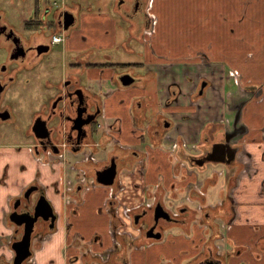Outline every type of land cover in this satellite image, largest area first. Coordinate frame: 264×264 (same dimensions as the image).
Here are the masks:
<instances>
[{
  "label": "crops",
  "instance_id": "crops-1",
  "mask_svg": "<svg viewBox=\"0 0 264 264\" xmlns=\"http://www.w3.org/2000/svg\"><path fill=\"white\" fill-rule=\"evenodd\" d=\"M107 1L111 17L94 15L86 28L80 20L65 32L62 50L72 63L83 52V63L103 64L86 69L88 87L99 96L101 108L92 149L96 160L112 153L119 158L115 183H96L91 164L75 167L83 158L80 153H39L35 176L30 168L13 180L8 169L0 178V264L11 263L13 257L11 200L33 182L45 193L57 220L52 231L42 229L33 240L31 264H197L214 255L224 256L223 264H264V99L248 98L252 87L242 89L228 74L237 69L248 78L254 76V85L264 91V69L255 57L245 61L248 51L236 45L248 46L254 38L234 37V29L219 23L207 4L188 8L192 18L173 13L194 0H152V13L145 12L156 18L150 31L144 17L132 11L133 0ZM117 2L123 6L119 14L114 13ZM242 17L234 22L240 27ZM160 20L182 38H168L164 32L161 40L154 38ZM218 29L223 36L211 38ZM122 52L135 54L139 61L131 64H143L137 67L154 75L139 77L138 94L132 85L118 86L114 67L107 66L125 64L119 60ZM201 78L208 84L198 95ZM148 80L155 83L164 110L157 120L166 121L163 130L143 123V87ZM171 84L180 91L167 104ZM226 134L237 136L230 144L236 150L230 165L184 161L175 168L178 176L171 150L157 146L163 139L168 144L177 141L183 154L197 158L200 151L212 152L213 145L225 142ZM174 154L177 158V151ZM192 193L196 197L190 202ZM158 197L169 210L187 204L196 212L195 221L166 226L158 240L145 237L128 212L152 205ZM205 208L217 209L212 219L203 216Z\"/></svg>",
  "mask_w": 264,
  "mask_h": 264
},
{
  "label": "flooded vegetation",
  "instance_id": "flooded-vegetation-1",
  "mask_svg": "<svg viewBox=\"0 0 264 264\" xmlns=\"http://www.w3.org/2000/svg\"><path fill=\"white\" fill-rule=\"evenodd\" d=\"M122 1L123 0H119L120 4H122ZM145 2L146 0H133L132 11L139 14L140 16H143L144 19L146 20V15H145L146 10L145 7L143 8ZM51 9L52 8L48 6L45 9V11L41 13L40 19H32V20H37L41 23L38 29L47 30V31L52 30L47 25H54L57 28H61L60 21H61L62 13L66 11L74 16L75 20L73 26L75 25L77 20V10L73 8L69 9L66 6H62L58 8L55 11L54 18L52 20L53 24L52 23L48 24L45 19ZM35 31L36 30H33L32 36H25L22 34L20 35L18 32L15 31L13 26L4 18L3 12L0 11V52H4L5 55L4 61L0 63V84L3 86V89L0 92V113L8 112L10 114V118L12 116L10 107L1 105V100L4 93L6 92L8 87L13 82L16 81L18 74H20L23 71H27V70L29 71L40 67L41 64H43V60H42L43 56L52 51L53 45L59 44V43H52L53 35H49L48 38L43 35H39L38 37L37 36L38 33H35ZM11 32L13 34H11ZM65 41L66 38H63V41L60 43H62L63 45ZM45 47H48V50L44 51L43 49ZM63 53L64 51L61 48L60 54H58L59 56L57 55L55 59L53 57L49 62L46 63L45 66L46 76L43 77V79H45L44 81L45 85L42 94L43 101H41L39 105V110L32 123L33 125L34 122L37 120L46 122V127L49 133L48 137L51 143L47 144L46 140H43L46 144H41V140L35 137L31 129V134L33 136L34 142L30 146L29 151L33 154L34 158H39L38 156L39 153H42L43 151L44 153L55 154V155H62L65 152H70L72 154L80 153V155H82L83 158L78 160L74 166L80 167L86 164H91V166L93 167V171L91 170L90 173L94 177V181H95L96 171L102 170L105 167L111 165L112 163L116 165V169H117V165L119 163L118 161H120L119 158L113 153L109 154L107 158L103 161L96 160L93 156L94 153L92 149L93 146L92 140L95 138V134L98 131L96 121L100 116L101 108L99 104L100 102L99 96H97L92 91V89L88 87L86 69H88V67L91 66L101 67L103 66V64H95V63L88 64L86 62L83 63L82 61H80L81 57L84 54L83 52H80L77 55H75L74 57L77 62L72 63L70 58L65 59L63 57L64 55ZM67 69H70V71H67ZM57 71H59V73H57ZM53 73H55L54 75L58 76V81L56 84H53L51 81V77H52L51 75ZM123 74H130L134 78V81L131 85L135 83H139L140 78L145 79L148 77V75H152V77H154L152 73L150 74L145 73L143 76L141 75L139 76V74L135 73L134 68H128L127 71L121 74H115L114 76V81L120 87H125L122 86L119 81V78ZM204 82L206 83V85L208 84V82L204 78H201L199 80L197 87V94L200 90L201 84ZM171 85L177 86L178 90L180 91L178 85L176 84H171ZM169 86H168V92L170 97L172 94L175 93V89L172 91V93H170ZM179 91L175 95L174 99L178 96ZM90 118H93V120L89 124H86L85 122L88 121ZM9 119L4 121H8ZM53 121L55 124L53 123L54 125L50 126L49 125L50 122ZM165 124L166 121L161 120L160 122L157 123L156 127L158 128V130H163L164 128H166ZM163 141L164 139L157 145L162 150L166 151V149L171 150V148H174V151L175 152L177 151V154L181 153L182 154L181 156L185 155L183 154L184 149L182 150L181 147L182 145L180 146L177 141L173 142L172 144H168L167 142H163ZM202 142L203 141H201V143ZM201 143L199 144L198 148L201 147ZM54 149H56L57 151L54 152ZM186 157L190 161L193 162L195 161L192 160V158L189 156ZM86 174L87 172L84 173V177H86L85 176ZM35 187L37 189L29 193L27 195L28 197H25L27 190L29 188H35ZM41 194L45 195V193L36 183L33 182L29 184L19 193V196H16L11 200L10 209L8 212V220H9V215L14 211H16L17 213H24L27 211L33 213L34 203L38 198V196ZM195 197L196 195L192 193L189 198L190 202ZM16 200H18V203L16 205V208H14V204ZM157 203H161L163 208L170 215V219H171L170 221H166L162 218H158L157 220H155L154 209ZM216 212H217L216 208H209V210L205 208L203 210V216L207 219L208 217L209 219H212L211 215L216 214ZM195 213H196L195 210L190 208L185 203L178 206L174 210H169L162 203L161 198L158 197V199H156V201L152 205L144 206L141 208H137L136 210L129 211L128 215L130 216L133 226L140 227V232L146 237L147 233L151 228L154 229L153 230L154 233L161 232L162 234L166 226L176 225V224L184 225L194 222L196 215ZM56 220H55V224H56ZM9 223L14 226V230L16 234V238L13 239L14 242V240H17L21 237L23 232V226H15L10 221ZM55 224L53 229L55 228ZM48 227H49V222H43L41 220L36 221L32 232V238H33L32 242L35 238L40 236L42 229H44L43 232L53 230V229L50 230ZM223 257L224 256L222 255L221 256L214 255L210 259L218 262L219 264H223L224 263ZM205 261L197 264H204Z\"/></svg>",
  "mask_w": 264,
  "mask_h": 264
},
{
  "label": "rangeland",
  "instance_id": "rangeland-1",
  "mask_svg": "<svg viewBox=\"0 0 264 264\" xmlns=\"http://www.w3.org/2000/svg\"><path fill=\"white\" fill-rule=\"evenodd\" d=\"M107 0H0V11L3 12L6 20L13 26L16 32L20 35L32 36L33 29L29 30L24 27L25 21L30 19H40L41 13L45 11V9L50 6L52 9L46 16V22L48 24L52 23L54 18L55 11L62 7L66 6L67 8H73L77 10V20L75 23L78 25L80 20L83 19L85 22V28L88 26L89 22L92 21L91 18L97 14H104L107 17H111L112 9H107L105 7ZM190 3L184 4L185 10L182 11L180 8L178 11H173L174 14H177L181 17L193 16L191 15L190 9L204 8V5L207 4L208 7L212 6L215 11V16L219 23H226L225 27H229L234 29V34L236 38H241L242 35L249 34L247 38H254L249 42L248 46L242 43H236V45L242 48L244 51H248V55L245 61H250L255 57V62L258 61L260 63V68L264 69V0H194L189 1ZM211 4V5H210ZM200 5V7H199ZM152 0H146L143 8L145 10L149 9V12L152 13ZM195 6V8H193ZM115 14H119L120 11L118 9H122L123 6L116 3ZM196 12V11H195ZM148 13V12H147ZM146 13V31L151 29V21H156V18L152 19L147 16ZM194 13V11H193ZM243 15V17H242ZM118 16V15H117ZM157 18L159 14H156ZM232 16V17H231ZM242 17L241 27L239 23H234L239 17ZM244 17L247 19L243 20ZM192 18V17H191ZM103 20V17L100 18ZM121 21V20H120ZM53 24V23H52ZM52 30H41L36 29L35 34L39 37V35H43L45 37H49V35H55L61 33V28H57L54 25H47ZM46 26V27H47ZM43 27V24H42ZM74 28V26L72 27ZM70 28L68 31L72 30ZM84 28V29H85ZM191 28L188 26L186 31ZM61 30V31H60ZM149 30V31H150ZM175 29L171 26L164 27L162 25V20H160L159 26L157 28V34L154 38L157 40H161L164 38L163 32L168 34V38H182L175 34ZM186 32V36H187ZM220 29H218L217 34L211 35V38L223 36L220 34ZM64 36L66 38V33L64 32ZM152 38V36L150 37ZM192 38V37H188ZM228 38V35L225 36ZM155 39V41H157ZM255 41V42H253ZM93 44L97 45V42H93ZM62 48V43L53 45L52 51L43 56V64L37 69L23 71L18 74L17 79L13 82L6 92L4 93L1 105L10 107L11 110V118L8 121H0V178L3 177L4 173H8V169L13 176V180L16 177L23 175L25 170H30V168L34 169V176L36 173V166L34 164L35 158L33 154L29 151L30 146L33 144L34 139L31 134V126L36 117V114L39 110V105L42 99L43 89H44V81L43 79L45 75V66L46 63L49 62L53 57L54 59L60 54V50ZM96 54H102L100 50H96ZM128 56L127 53H121L119 56V60L125 64H131L138 62L139 59L136 58L135 54H130ZM59 56V55H58ZM4 52H0V63L4 61ZM129 67L115 66L114 72L115 74H121L128 70ZM55 70V68H54ZM70 71V69H67ZM134 71L136 74L143 76L145 73L138 67H134ZM56 73V72H55ZM51 76V81L53 84H56L58 81V76ZM59 73V71H57ZM229 76L233 78L234 83H238L239 87L245 90V88H251L253 92L248 94V98L262 100L264 99V91L263 86L254 85V76H250V78L246 77L242 72L237 69H231L228 72ZM138 84V83H135ZM132 85L136 94L140 93V86ZM144 98H143V110L145 113V117L143 118V123L150 126H156L158 123L159 113H163V109L160 108L159 105V95L155 89V83L153 81H146L144 84ZM251 90V89H249ZM142 95V92H141ZM53 122H50V126L54 125ZM206 133L207 127L203 128ZM204 133V134H205ZM167 150V149H166ZM170 150V149H169ZM174 149L171 148L172 155L170 156L171 160L174 159L173 167H174V175L178 176V169H175L176 166H180L184 161L187 164H190V160H186L187 155H183L178 153L177 158L174 154ZM201 153V151H200ZM200 153L198 155L200 156ZM202 154V153H201ZM82 156V155H81ZM69 159V157H68ZM192 163V162H191ZM184 164V163H183ZM210 163H206L209 166ZM190 166V165H189ZM25 167H27L25 169ZM209 168V167H207ZM33 172V171H32ZM28 172V176L32 173ZM200 172V171H199ZM3 194V193H2ZM0 194V196H2ZM191 195V194H190ZM4 224V223H3ZM4 226V225H3ZM31 264V261H30Z\"/></svg>",
  "mask_w": 264,
  "mask_h": 264
},
{
  "label": "water",
  "instance_id": "water-1",
  "mask_svg": "<svg viewBox=\"0 0 264 264\" xmlns=\"http://www.w3.org/2000/svg\"><path fill=\"white\" fill-rule=\"evenodd\" d=\"M61 16V15H60ZM74 16L69 12L62 13L61 17V29L63 31H67L74 24ZM11 34H13L11 32ZM44 51L48 50V47L43 49ZM119 81L122 86H129L133 83L134 78L130 74H123ZM206 83H202L200 90L198 92L199 95L203 93ZM3 86L0 84V92L2 91ZM10 118V114L8 112L0 113V120L4 121ZM94 118V117H93ZM93 118H90L86 121V124H89ZM32 132L34 133L37 139L41 140V144H50V140L48 137V130L46 127L45 121H35L32 125ZM237 136L232 134H226L225 142L215 144L212 147V152L202 154L197 158H192L195 160L194 162L198 164V166H203L205 163L212 162L211 160H216L217 162H225L227 165H230V162L234 160L236 155V150L232 149L230 144L233 140H235ZM46 140V143L43 141ZM57 150L54 149V152ZM188 160V159H186ZM117 175L116 165L112 163L111 165L105 167L102 170H98L95 172V181L103 186H112L115 182ZM37 188H29L26 192V196L31 193L33 190ZM18 200H16L14 204V208ZM154 217L155 220L158 218H162L166 221H170V215L163 208L161 203H157L154 209ZM41 220L43 222H49V229L52 230L56 220V214L54 213L53 207L50 202L47 200L44 194H41L36 199L33 206V213L30 211L24 213H17L16 211L12 212L9 215V221L13 223L15 226H23V232L19 239L14 240L11 244V249L13 251V260L9 264H24L30 257L32 256V232L36 221ZM153 228L149 230L146 237L150 239L158 240L161 238V232L154 233ZM204 264H219L218 262L210 259L205 261Z\"/></svg>",
  "mask_w": 264,
  "mask_h": 264
},
{
  "label": "trees",
  "instance_id": "trees-1",
  "mask_svg": "<svg viewBox=\"0 0 264 264\" xmlns=\"http://www.w3.org/2000/svg\"><path fill=\"white\" fill-rule=\"evenodd\" d=\"M41 25V23L39 22V21H37V20H32V19H30V20H28V21H25V23H24V27L26 28V29H29V30H36V29H38L39 28V26ZM94 66H97V65H94ZM107 66H110V67H115V66H122V67H129V68H134V67H137V66H143V64H108ZM175 89V93L174 94H172L170 97H169V99L167 100V103L169 104V103H171V101H173V99H174V97H175V95L178 93V88H177V86H175V85H170L169 86V91H170V93H172V91ZM204 129L202 130V135H204Z\"/></svg>",
  "mask_w": 264,
  "mask_h": 264
},
{
  "label": "built area",
  "instance_id": "built-area-1",
  "mask_svg": "<svg viewBox=\"0 0 264 264\" xmlns=\"http://www.w3.org/2000/svg\"><path fill=\"white\" fill-rule=\"evenodd\" d=\"M52 38H53L52 43H60L63 41V38H65L64 32H61L60 34H55L52 36ZM28 261H30V259Z\"/></svg>",
  "mask_w": 264,
  "mask_h": 264
},
{
  "label": "bare ground",
  "instance_id": "bare-ground-1",
  "mask_svg": "<svg viewBox=\"0 0 264 264\" xmlns=\"http://www.w3.org/2000/svg\"><path fill=\"white\" fill-rule=\"evenodd\" d=\"M45 162V161H44Z\"/></svg>",
  "mask_w": 264,
  "mask_h": 264
}]
</instances>
